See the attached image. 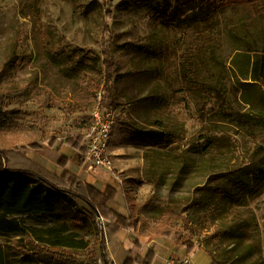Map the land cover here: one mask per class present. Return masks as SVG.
<instances>
[{"label": "rangeland", "instance_id": "obj_1", "mask_svg": "<svg viewBox=\"0 0 264 264\" xmlns=\"http://www.w3.org/2000/svg\"><path fill=\"white\" fill-rule=\"evenodd\" d=\"M179 1L0 0V110L16 113L13 122L0 129V150L25 148L31 161L47 164L53 173L80 172L81 153L67 145V139L84 147L95 113L105 111L100 93L83 89L77 71L64 58L100 71L101 50L104 44L110 46L117 65V101L108 112L115 121L111 153L121 182L102 169L82 179L101 190L114 185L119 195L113 206L137 217V234L149 241L166 239L173 249L192 246L193 258L202 251L220 264H264V193L245 207L233 206L219 220L189 221L188 208L202 187L247 165L253 154L264 157V129L242 138L230 125L224 130L238 138V148H222L212 155L196 151L205 137L224 133L204 114L210 108L206 98L191 91L183 78V64L194 49V28L177 29L157 19L158 11L168 15ZM219 23L248 25L252 49H264L248 9H229ZM218 46L214 62L209 53L200 54V68L207 76L220 77L221 91L235 110L246 113L250 107L242 102L241 83L249 80L240 77L234 61L246 64L254 53H242L224 38ZM254 89L247 86L246 91ZM31 113L38 114L40 122L24 121ZM14 166L25 169L22 164ZM65 206L70 213L84 208L80 201ZM90 223L79 229L88 238L94 237ZM246 223L250 229L234 230ZM159 228L171 234L155 238ZM104 234L106 248L111 235L107 230ZM76 255L79 264H105L102 256L108 258L106 249ZM186 256L192 259L191 254Z\"/></svg>", "mask_w": 264, "mask_h": 264}, {"label": "trees", "instance_id": "obj_2", "mask_svg": "<svg viewBox=\"0 0 264 264\" xmlns=\"http://www.w3.org/2000/svg\"><path fill=\"white\" fill-rule=\"evenodd\" d=\"M232 8L250 11L257 22V32L264 41V0H181L168 15L157 12V19L162 24L177 29L185 25L194 28V49L183 64V78L191 91L206 98L210 108L204 114L212 120L213 128L224 133L218 136L211 134L195 146L196 151L207 155L222 148L239 147L238 138L224 130L230 125L242 138L256 135L264 129V49H252L248 36L253 34L248 25H220V16ZM222 38L236 45L242 53H254V56L248 57L246 64H238L237 59L234 61L240 77L249 80L248 83H241L245 87L242 102L250 107L246 113L235 110L231 99L221 91L220 77L215 74L207 76L200 68V54L209 53L212 62L217 59L218 44ZM101 56L100 71L90 64L64 60L77 71L82 88L96 96L101 93L100 106L110 111L117 101L114 86L117 65L110 46L104 44ZM247 86L255 87L254 92L248 94ZM42 107L46 109L47 104ZM15 117L14 112L0 110V129L8 127ZM34 119L40 122L41 118L31 113L25 116L24 121ZM67 143L81 153L83 164L86 147L71 138L67 139ZM31 146L39 147L37 144ZM25 151V148L0 150V240L8 238L0 241V264H79L77 251L91 249L95 255L98 251H105V230L110 235L122 229L138 233L140 220L133 214H122L113 206L119 195L114 185L109 184L101 190L75 181L74 176L68 173L53 175L31 161ZM15 164H22L25 169H18ZM217 181L214 185L202 187L192 200L188 208L192 224L219 220L233 206L245 207L250 200L260 197L264 193V157L251 155L247 165L226 171ZM74 201L83 203L84 208L70 213L65 205ZM29 220H33L34 224H29ZM88 220L94 232V237L90 238L83 236L79 230L88 224ZM243 229H250V223L243 227L237 224L234 230ZM170 234L169 230L159 228L154 237ZM102 257L105 264H110L106 256ZM214 263L220 264L217 261Z\"/></svg>", "mask_w": 264, "mask_h": 264}, {"label": "crops", "instance_id": "obj_3", "mask_svg": "<svg viewBox=\"0 0 264 264\" xmlns=\"http://www.w3.org/2000/svg\"><path fill=\"white\" fill-rule=\"evenodd\" d=\"M74 151L79 154L75 149ZM33 161L49 173L59 175L53 173L47 164L41 163L35 159H33ZM90 172L92 171H89L87 165L83 163L81 165V171L77 174L68 171H64L63 173L71 174L74 176L75 181L88 183L87 181H84L82 177L88 176ZM88 184H91L92 186L95 185L94 183ZM118 211L120 212V209H118ZM191 249L192 246L173 249L166 239L162 241H149L132 230L122 229L119 233L111 235L107 243L106 253L108 255L107 260L110 264H165V261L173 257L174 254H177L180 257L191 254L194 264H215L206 252H195L193 258L194 251Z\"/></svg>", "mask_w": 264, "mask_h": 264}, {"label": "built area", "instance_id": "obj_4", "mask_svg": "<svg viewBox=\"0 0 264 264\" xmlns=\"http://www.w3.org/2000/svg\"><path fill=\"white\" fill-rule=\"evenodd\" d=\"M101 98L100 93V102ZM104 111L105 113L103 114L100 110L95 113V121L91 124L85 136L87 153L84 156V164L87 165L89 171L102 169L115 175V166L111 153V138L115 121L108 113L110 111L105 109ZM115 178L120 181L118 176L115 175ZM165 264H194V262L189 256H184L178 259L169 258L165 261Z\"/></svg>", "mask_w": 264, "mask_h": 264}]
</instances>
